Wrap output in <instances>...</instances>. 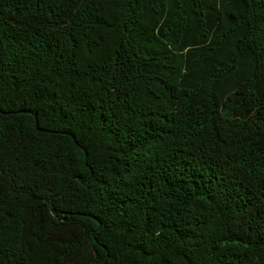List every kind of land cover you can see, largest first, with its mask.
<instances>
[{
  "label": "trees",
  "instance_id": "trees-1",
  "mask_svg": "<svg viewBox=\"0 0 264 264\" xmlns=\"http://www.w3.org/2000/svg\"><path fill=\"white\" fill-rule=\"evenodd\" d=\"M0 264H264V0H0Z\"/></svg>",
  "mask_w": 264,
  "mask_h": 264
}]
</instances>
